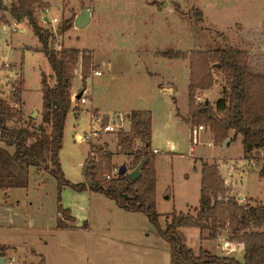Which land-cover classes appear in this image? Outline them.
Returning <instances> with one entry per match:
<instances>
[{
  "label": "rangeland",
  "instance_id": "obj_1",
  "mask_svg": "<svg viewBox=\"0 0 264 264\" xmlns=\"http://www.w3.org/2000/svg\"><path fill=\"white\" fill-rule=\"evenodd\" d=\"M42 1L44 7H36L35 16L51 33L49 46L58 51L77 48L89 56L84 85L81 60L71 83V93L87 88V102L71 103L59 150L68 181L82 182V163L91 144L96 161L103 153L111 154L107 173L115 176L114 168L122 164L130 171L132 156L119 151L117 135L128 131L124 129L129 128L131 110L147 109L152 115L155 209L160 227H165L173 212L193 213L198 206L203 162L217 165L239 204L263 201L264 176L258 173L263 152L254 151L246 159L240 136L232 139L229 131L230 141L223 147L227 137L215 143L208 126L191 125L185 117L192 51L244 50L251 69L264 75V0ZM164 1L167 4L161 7ZM0 2V98L13 105L20 101L24 120L35 109L33 120L39 125L41 76L51 73L50 66L27 21L15 22L10 17L5 7L12 0ZM83 6L92 7L91 21L75 28L73 21ZM67 20L71 26L62 33L59 27ZM95 70L101 75H94ZM212 73L215 83L208 90H197L194 100L208 99L214 108L226 82L223 74ZM160 85L173 91H160ZM73 106L78 113L74 114ZM90 113L92 119L98 118L102 126L110 124L113 130L78 140L76 134L89 128ZM117 118H125L122 127ZM198 125L203 127L195 139L191 130ZM0 145L14 150L1 140ZM58 198L74 217L73 221L64 217L62 227L58 226ZM199 232L194 227L178 229L183 244L195 253L202 246L212 254L243 260L242 244L229 242L227 230L202 244ZM0 244L6 246L1 247L4 260L0 264H170V245L156 235L144 212L126 211L100 193L71 186L58 189L53 176L34 167L28 170L26 188L0 190Z\"/></svg>",
  "mask_w": 264,
  "mask_h": 264
},
{
  "label": "trees",
  "instance_id": "obj_2",
  "mask_svg": "<svg viewBox=\"0 0 264 264\" xmlns=\"http://www.w3.org/2000/svg\"><path fill=\"white\" fill-rule=\"evenodd\" d=\"M36 7H44V2L12 0L5 7L13 21H27L38 38L39 49L45 55L51 73L41 76L42 112L39 125L30 116L27 120L23 119L20 101L13 105L0 98V140L6 146L14 147L13 152H9L0 145V190L26 188L28 170L34 167L53 176L58 189L64 186L79 191L88 189L114 200L126 211L144 212L155 227L156 235L170 245L171 264H264V199L253 205L239 204L230 195V185L224 182L216 164H201L199 200L193 213L173 212L167 217L165 227H160L155 209L157 175L155 156L151 152L150 110H131L128 113L129 130L117 135L119 151L132 156L129 170L142 162L135 180H130L126 174L112 176L107 173L111 170V154L103 153L96 161L95 146L92 144L82 163V182L71 183L64 177L59 150L66 116L71 109V83L81 60L84 85L89 56L77 48L58 51L50 47L51 33L38 24ZM71 23L65 21L59 27L60 32H66ZM212 71L223 74L226 82L214 108L210 102L205 104L204 101L194 100L197 90H208L215 83ZM73 110L76 109L73 107ZM185 120L191 125L208 126L215 143L224 140L229 131H232V139L240 136L246 159L254 151L264 154V75L251 69L246 51L218 47L190 53L188 113ZM261 161L258 173L264 176V157ZM57 211L61 214L58 226L66 225L64 217L73 221L70 211L61 206L59 198ZM187 227L197 228L201 233L206 231L201 239L209 240H215L221 231L227 230L229 242L242 244L243 260L215 255L202 247L195 253L183 244L178 235L179 228Z\"/></svg>",
  "mask_w": 264,
  "mask_h": 264
},
{
  "label": "water",
  "instance_id": "obj_3",
  "mask_svg": "<svg viewBox=\"0 0 264 264\" xmlns=\"http://www.w3.org/2000/svg\"><path fill=\"white\" fill-rule=\"evenodd\" d=\"M167 2L164 1L160 6L162 7L163 5H166ZM91 17H92V7H86L83 6L81 8V10L78 12V14L76 15L74 21H73V26L75 28H83L86 27L90 21H91ZM44 19H47V17H44ZM160 91H167V92H171L172 89L170 87H165V86H160L159 87ZM76 97H79V95H77ZM204 103L207 104L208 103V99L204 100ZM37 111L35 109H33V111L31 112V114L29 115L31 118H34L36 115ZM118 123H120V119L118 121ZM230 141V137H227L224 140V145L223 147H226V145L229 143ZM142 166V162H140L136 168H134L131 171L127 170V167L125 164H122L118 167V174H126V176L130 179V180H135L137 178V176L140 173V169ZM126 197V195H125ZM239 198H242V195H239ZM3 261V257H0V263Z\"/></svg>",
  "mask_w": 264,
  "mask_h": 264
},
{
  "label": "built area",
  "instance_id": "obj_4",
  "mask_svg": "<svg viewBox=\"0 0 264 264\" xmlns=\"http://www.w3.org/2000/svg\"><path fill=\"white\" fill-rule=\"evenodd\" d=\"M93 74L94 75H101V71L95 70L93 72ZM79 91H77V92H74L73 91L71 93V103H74V106L75 105L84 104V103L87 102V98L85 97L86 88H81V89H79ZM77 95H79V97H76ZM198 98L199 97H197V99ZM92 117L93 116L90 113L89 128H88L87 131H85L83 134H80V136H79L80 139H82V140H88L91 137L97 136L100 131H110V130H113V127L110 124H107V125L102 126V124L99 123V119L98 118H95L96 119L95 120V119H92ZM202 127L203 126L198 125L197 128H194L193 130H191L192 136H194L195 139L197 137L198 131L201 130ZM114 172H115V174H117L118 173V168H114ZM9 261L10 262H13L14 261V258L13 257H9Z\"/></svg>",
  "mask_w": 264,
  "mask_h": 264
},
{
  "label": "crops",
  "instance_id": "obj_5",
  "mask_svg": "<svg viewBox=\"0 0 264 264\" xmlns=\"http://www.w3.org/2000/svg\"><path fill=\"white\" fill-rule=\"evenodd\" d=\"M2 26H3V28H4V27H6V24H3ZM21 31H23V30H21ZM80 78H81V76H80ZM160 86H163V85H160ZM72 89H73V87H72ZM86 89H87V88H86ZM172 91H173V89H172ZM172 91H171V92H172ZM72 92H73V91H72ZM91 106H93V108H98V107H96V106H95L94 104H92V103H91ZM100 111H102L104 114H110V112L106 113V112L104 111V109H101ZM75 112L78 113L76 110H74V114H76ZM100 113H101V112H100ZM103 113H102V114H103ZM182 116H183V115H182ZM124 120H125V118L120 119V125H121V127H122V123L124 122ZM117 121H119V118H117ZM128 121H129V120H128ZM124 130H129V128H128V129H124ZM79 136H80V133H77V134H76V139L79 140V138H78ZM80 140H82V139H80ZM169 147L171 148L170 144H169ZM152 149H154V148H152ZM154 150H155V149H154ZM86 190H87L88 192H92V191H90V190H88V189H86ZM95 193H96V192H95ZM4 202H5L6 204L9 203V202L6 201V199L4 200ZM66 209L70 210V208H66ZM70 215H71V214H70ZM71 216H72V215H71ZM72 217H73V216H72ZM73 220H74V217H73ZM71 222H72V221H71ZM68 223H69V222H68ZM199 233H200V237H201V236H205L204 232H203V233L199 232ZM199 239H200V238H199ZM208 240H209V239H208ZM205 241H206V239L201 240L200 243H201V242L203 243V242H205ZM209 241H213V240H209ZM202 243H201V244H202ZM1 247H5V248H6V246L0 244V253H1V251H2V248H1ZM201 247H202V246H201ZM5 248H4V249H5ZM202 248H203V247H202ZM208 251H209V250H208ZM169 253H170V249H169ZM2 256H3V255L0 254V257H2ZM3 260H4V257H3ZM169 262H170V264H171V257H170V261H169Z\"/></svg>",
  "mask_w": 264,
  "mask_h": 264
}]
</instances>
